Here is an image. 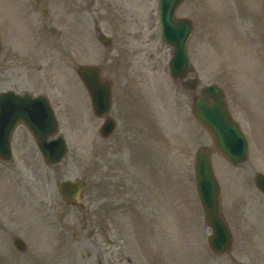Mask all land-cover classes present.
Returning a JSON list of instances; mask_svg holds the SVG:
<instances>
[{"label": "rangeland", "instance_id": "374dc122", "mask_svg": "<svg viewBox=\"0 0 264 264\" xmlns=\"http://www.w3.org/2000/svg\"><path fill=\"white\" fill-rule=\"evenodd\" d=\"M4 2L0 89L48 95L72 151L55 177H82L87 189L85 208H68L65 219L63 201L49 194L46 204L60 212L54 217L43 204L50 187L31 180L32 169L20 178L8 171L11 182L1 178L12 190L0 192V264H264V194L254 182V172L264 173V0H186L178 8V17L194 22L187 77L199 78L196 90L170 74L158 0ZM99 32L111 37L109 46ZM80 64L98 65L112 82L110 114L118 125L107 138L76 73ZM209 83L223 89L247 136L243 164L220 155L192 111ZM203 146L212 151L234 238L220 254L209 247L212 231L196 189ZM13 233L26 251L15 248Z\"/></svg>", "mask_w": 264, "mask_h": 264}, {"label": "water", "instance_id": "95a60500", "mask_svg": "<svg viewBox=\"0 0 264 264\" xmlns=\"http://www.w3.org/2000/svg\"><path fill=\"white\" fill-rule=\"evenodd\" d=\"M181 1L160 0L163 39L175 46V55L171 60L172 71L175 75H183L188 71L190 66L185 53V47L190 34L191 24L187 20H174L175 7ZM101 39L106 42V39ZM78 71L90 90L96 113L99 115L104 114L110 105L109 84L98 79V69L93 66H81ZM204 91L214 97V102L210 103L204 96L197 97L194 104L196 115L213 132L219 149L226 156L234 162L244 160L247 153V143L238 125L230 117L222 91L215 85L206 87ZM9 94L12 96L13 93ZM9 94L3 93L0 95V101H3L5 98L9 99ZM19 97H15L14 99L16 101L26 100ZM46 109L49 111L48 106L44 107V110ZM16 119L19 118L16 117L13 121ZM113 124L112 120L107 121L102 131L108 132L113 127ZM34 132L36 137H38L39 145L44 151L45 157L50 162L60 161L65 155L66 150L63 138L59 137L56 139L51 146V151H49V147L47 146L46 148L45 146V140H41L40 133ZM196 174L202 203L207 212V220L214 228V234L210 238L212 247L216 251H223L229 247L231 237L226 222L217 212L218 184L213 175L210 155L207 150H201L198 154ZM256 180L258 186L264 190V175L258 174ZM61 185L66 194H72L76 198H79L82 189L85 187V184L80 180L62 182Z\"/></svg>", "mask_w": 264, "mask_h": 264}, {"label": "flooded vegetation", "instance_id": "af4514ba", "mask_svg": "<svg viewBox=\"0 0 264 264\" xmlns=\"http://www.w3.org/2000/svg\"><path fill=\"white\" fill-rule=\"evenodd\" d=\"M26 140H27L26 137H23V138H22V141L25 142ZM18 146H24V143H23V142L18 143ZM36 153H37V151L34 150V149H32V148L25 149V150H20V154H22L21 157H20V159L23 160V161L25 160V161L28 163L29 167H30L33 171L36 172V175H35L36 179H39V180H40V179L45 178V176L40 172L41 167H40V165L37 163L36 160L29 158V157H36ZM28 165H27V166H28ZM14 168H16V167H14ZM56 169H57V167H56ZM55 173H56V172H55ZM55 173H51V174H50L52 180H54V181H56Z\"/></svg>", "mask_w": 264, "mask_h": 264}, {"label": "bare ground", "instance_id": "6f19581e", "mask_svg": "<svg viewBox=\"0 0 264 264\" xmlns=\"http://www.w3.org/2000/svg\"><path fill=\"white\" fill-rule=\"evenodd\" d=\"M171 223L173 224L174 222H171ZM263 227H264V225H263ZM175 230L179 231V229H175ZM175 235H177V233Z\"/></svg>", "mask_w": 264, "mask_h": 264}]
</instances>
